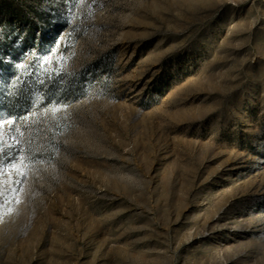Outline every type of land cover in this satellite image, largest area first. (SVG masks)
Listing matches in <instances>:
<instances>
[{"label": "rangeland", "instance_id": "374dc122", "mask_svg": "<svg viewBox=\"0 0 264 264\" xmlns=\"http://www.w3.org/2000/svg\"><path fill=\"white\" fill-rule=\"evenodd\" d=\"M14 117L0 264H264V0H0Z\"/></svg>", "mask_w": 264, "mask_h": 264}, {"label": "snow or ice", "instance_id": "6c2138e0", "mask_svg": "<svg viewBox=\"0 0 264 264\" xmlns=\"http://www.w3.org/2000/svg\"><path fill=\"white\" fill-rule=\"evenodd\" d=\"M17 119L18 118L14 117V118H12V120H9V121H0V128H2L5 124H14ZM3 143L4 142L2 140V132H0V157H4L5 155H10L11 150L14 147L15 152H16V156L13 158L12 162L9 164V167H15V162L17 160H23V156L21 155V153L23 152V149L19 146V143H17L15 146L9 145V152L6 153L5 149L2 147ZM0 174H3L2 168H0ZM24 178H26V176L23 173H21V179L19 181H14V183H17V184L22 183ZM17 191H18V189H17Z\"/></svg>", "mask_w": 264, "mask_h": 264}]
</instances>
